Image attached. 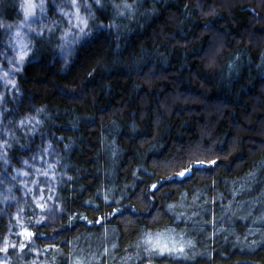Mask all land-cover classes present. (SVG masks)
<instances>
[{
  "label": "trees",
  "instance_id": "obj_1",
  "mask_svg": "<svg viewBox=\"0 0 264 264\" xmlns=\"http://www.w3.org/2000/svg\"><path fill=\"white\" fill-rule=\"evenodd\" d=\"M183 3L139 0L141 11L152 12L155 4L164 13L153 17L142 40L152 71L139 76L113 63L107 34L97 31L112 21L110 6L93 7L96 19L89 28L95 40L73 47L77 59L67 75L58 73V59L51 64L60 24L32 38L6 96L17 113L14 123L32 118L36 128L30 135L12 126L3 152L19 167L43 148L57 176L40 190L48 204L43 211L16 187L13 202H0V237L9 241L0 264H264V96L256 67L261 53L243 57L241 84L215 87L179 35L193 25L172 26L170 14L183 12ZM18 10L17 0H0V19L14 22ZM244 24L242 18L228 30ZM232 47L229 37L225 48ZM223 70L227 75L226 64ZM133 121L138 131L130 138ZM190 164L185 177L175 175ZM36 179L41 187V174ZM41 217L46 222L37 223ZM20 228L32 236L19 235ZM165 246L184 253L157 250Z\"/></svg>",
  "mask_w": 264,
  "mask_h": 264
},
{
  "label": "clouds",
  "instance_id": "obj_2",
  "mask_svg": "<svg viewBox=\"0 0 264 264\" xmlns=\"http://www.w3.org/2000/svg\"><path fill=\"white\" fill-rule=\"evenodd\" d=\"M166 2L167 0H155V3H160L161 6ZM103 3L104 9L110 6L113 19L109 24H99L97 31L106 32L107 39L104 43L112 49L110 54L115 57L113 63L122 64L129 74L135 73L137 76L143 72H151V54L144 48L142 40L147 39V33L154 22L153 17L158 20L164 13L159 12L155 4L152 12L141 11L139 0H103ZM85 4L91 7L88 0H85ZM183 8V12L178 16L170 14L172 26L179 28L180 25L185 27L189 24L193 25L187 34L181 30L179 35L186 42L185 50L190 51L193 58L200 60V66L209 73L208 78L215 81L214 86L231 90L241 84V81L245 80L243 70L246 67L243 57L246 56L247 51L258 50L261 53L260 63L256 66L260 80L258 91L264 96V0H184ZM19 9H22L21 4ZM168 11L165 9V12ZM237 12L241 15H237ZM234 16L236 19H233ZM117 18L126 22L118 23ZM242 18L245 21L242 28H237L236 32L228 30L239 25ZM93 19L96 17L94 16ZM0 27L10 28L12 25L3 22L0 23ZM222 28L226 30L221 31ZM160 35L164 39H169L163 30ZM77 37L78 45L85 47L93 43L95 33L89 28L82 34L77 33ZM229 37L232 38L234 47L226 49L225 42ZM171 39H175V35ZM248 45H251L250 49ZM57 59L58 73L67 75L76 62L77 50L66 54L63 52L55 54L51 62L52 66H55ZM225 64L227 75L223 70ZM241 90L247 92L248 88L241 85ZM60 91L62 95H76L63 89ZM128 128L130 138H134L138 131L135 121L128 125Z\"/></svg>",
  "mask_w": 264,
  "mask_h": 264
},
{
  "label": "rangeland",
  "instance_id": "obj_3",
  "mask_svg": "<svg viewBox=\"0 0 264 264\" xmlns=\"http://www.w3.org/2000/svg\"><path fill=\"white\" fill-rule=\"evenodd\" d=\"M18 5L26 2H32L36 5L34 9V15L27 21L24 18V12L19 9L18 19L14 22H8L5 19H0V23L8 22L12 25L10 28L0 27L3 32V40L0 43V202L5 204L7 202H13V197L10 193L13 191L11 188H18L21 190V198L30 196L35 205H44V208L48 205L46 195L40 193L41 188L49 189L57 176V172L53 168V159H49L46 150L43 148L33 151L30 157L21 164L19 167L10 165L5 159L3 152V142L5 135L11 132V127L22 130V126L25 127L30 135L32 130L36 128L35 122L32 118L25 119L24 122L14 123V111H10L8 97L6 96L13 88V75L19 69L22 63L17 59L18 54L21 51L27 50L28 55L30 53L31 40L34 36H38L37 33H47L51 29L55 28L57 24H60L62 30L60 36L59 52L67 53L73 50V47L77 43V31L73 29V25L76 24L75 12L76 9L72 6V0H17ZM90 0H88V3ZM78 3L83 6L85 0H78ZM42 5V9H41ZM81 16H85L86 13L81 10ZM69 32L67 40L71 41L76 38L74 43H66L65 32ZM24 46L23 48L21 46ZM25 56L24 60L28 57ZM24 62V61H23ZM7 73V75H5ZM10 95V94H8ZM24 131V134H29ZM35 148L37 146H34ZM41 174L40 185H37V179ZM10 191V192H9ZM43 202V203H42ZM40 209V207H38ZM23 234V228H20ZM151 242V241H150ZM9 243L7 237H0V252L3 251L2 247H6ZM152 243V242H151ZM175 246L181 247L178 242H174Z\"/></svg>",
  "mask_w": 264,
  "mask_h": 264
},
{
  "label": "snow or ice",
  "instance_id": "obj_4",
  "mask_svg": "<svg viewBox=\"0 0 264 264\" xmlns=\"http://www.w3.org/2000/svg\"><path fill=\"white\" fill-rule=\"evenodd\" d=\"M72 6L73 8L76 9L75 12V20H76V24L73 25V29H75L77 31V33H84L86 32L89 27H90V20H94V13L92 11L93 7L96 8V10H102L104 9V3L103 0H92L91 3V7H89L88 5H86L85 3L83 4V6L81 7V5L78 3V0H72ZM36 5L32 2H26V3H22L21 4V8L24 12V18L27 21L30 17H32L34 15V9H35ZM41 9H42V5H41ZM81 10H83L86 15L85 16H81L80 12ZM99 27V25H97ZM37 35H41V33H37ZM69 36V32L66 31L65 32V39H66V43H74L76 41V38H73L71 41L67 40V37ZM22 48L24 47L23 45L21 46ZM28 55L27 50L21 51L18 56L17 59L20 63H23L25 56ZM7 75V73L5 74ZM38 112L43 111L41 109L37 110ZM193 163L196 164H200L203 165L204 161L202 160H196L193 161ZM210 163H215V161H210ZM192 170L191 168V164L188 167H184L181 171L175 173V175L179 176V177H185L186 174L188 172H190ZM153 188H156V185L152 186ZM50 199V198H49ZM38 207L41 208V210H45L44 205H38ZM171 207V206H170ZM62 211V209H61ZM46 217H41V220H38L37 223H40L41 221H45L46 222ZM24 235H26L27 237H31L32 233L30 231H27L26 229L24 230ZM157 250L161 253H163L164 251H168L169 253L172 252H177L178 254H183L184 253V249L183 248H167V246L165 247H158ZM148 251L153 252V254H155V251L153 249H148Z\"/></svg>",
  "mask_w": 264,
  "mask_h": 264
},
{
  "label": "water",
  "instance_id": "obj_5",
  "mask_svg": "<svg viewBox=\"0 0 264 264\" xmlns=\"http://www.w3.org/2000/svg\"><path fill=\"white\" fill-rule=\"evenodd\" d=\"M188 173H189V172H188ZM188 173H187V174H188Z\"/></svg>",
  "mask_w": 264,
  "mask_h": 264
}]
</instances>
